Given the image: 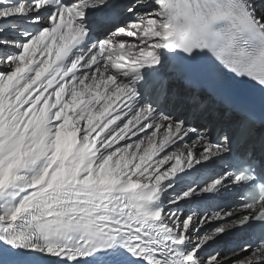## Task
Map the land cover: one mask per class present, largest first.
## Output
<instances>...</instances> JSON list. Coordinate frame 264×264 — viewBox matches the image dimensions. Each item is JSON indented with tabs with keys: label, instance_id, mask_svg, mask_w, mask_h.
Segmentation results:
<instances>
[{
	"label": "snow or ice",
	"instance_id": "snow-or-ice-1",
	"mask_svg": "<svg viewBox=\"0 0 264 264\" xmlns=\"http://www.w3.org/2000/svg\"><path fill=\"white\" fill-rule=\"evenodd\" d=\"M0 264H264V0H0Z\"/></svg>",
	"mask_w": 264,
	"mask_h": 264
}]
</instances>
